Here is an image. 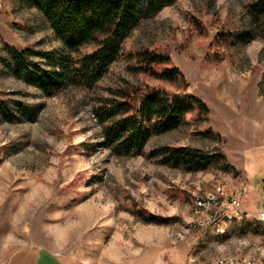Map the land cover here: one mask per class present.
Listing matches in <instances>:
<instances>
[{
	"label": "rangeland",
	"instance_id": "rangeland-1",
	"mask_svg": "<svg viewBox=\"0 0 264 264\" xmlns=\"http://www.w3.org/2000/svg\"><path fill=\"white\" fill-rule=\"evenodd\" d=\"M252 1L173 0L133 29L91 90L68 86L45 96L11 74L10 48L50 51L60 42L34 7L0 0V98L14 115L0 119V260L18 245L38 244L64 264H219L234 256L264 263V223L254 215L264 207V33L249 22ZM234 28L243 32L238 42L217 40ZM143 47L168 52L185 91L208 111L185 114L137 153L116 155L102 145L92 109L127 83L180 90L128 68ZM164 146L219 155L187 170L162 161ZM242 184L247 218L223 233L197 225L205 214L196 197Z\"/></svg>",
	"mask_w": 264,
	"mask_h": 264
},
{
	"label": "trees",
	"instance_id": "trees-1",
	"mask_svg": "<svg viewBox=\"0 0 264 264\" xmlns=\"http://www.w3.org/2000/svg\"><path fill=\"white\" fill-rule=\"evenodd\" d=\"M34 7L48 22L53 36L60 42L57 50H35L31 46L10 48V72L14 77L36 87L43 95L52 96L68 86L91 90L122 52L123 41L144 20L156 15L173 0H20ZM251 25L264 33V0L246 6ZM203 33L199 21L193 20ZM242 30L219 31V41H239ZM91 46L88 51L82 48ZM43 59L41 66L34 57ZM136 62L128 68L166 84L127 83L116 88L113 97L92 109L102 126V145L113 154L139 152L152 134L176 128L187 113L204 116L208 108L196 95L186 92L183 74L171 64L169 53L143 47L135 54ZM14 117L7 101L0 98V119ZM162 161L187 170H197L219 154H208L189 146H164ZM145 221L161 223L165 219L145 215Z\"/></svg>",
	"mask_w": 264,
	"mask_h": 264
},
{
	"label": "built area",
	"instance_id": "built-area-1",
	"mask_svg": "<svg viewBox=\"0 0 264 264\" xmlns=\"http://www.w3.org/2000/svg\"><path fill=\"white\" fill-rule=\"evenodd\" d=\"M246 192L247 186L243 184L231 190H226L222 185H218L215 192L196 197V211L205 214L204 219L199 220L197 225L212 229L216 233H223L233 220L247 218L249 212L243 206ZM254 215L259 221H264L262 202L257 204ZM227 262L228 264H256L252 259H244L237 256L230 258L229 261H218L219 264ZM0 264H5V262L1 261Z\"/></svg>",
	"mask_w": 264,
	"mask_h": 264
},
{
	"label": "crops",
	"instance_id": "crops-1",
	"mask_svg": "<svg viewBox=\"0 0 264 264\" xmlns=\"http://www.w3.org/2000/svg\"><path fill=\"white\" fill-rule=\"evenodd\" d=\"M261 222L264 223V221ZM1 261H4L5 264H64L56 252L38 244L18 245L7 252Z\"/></svg>",
	"mask_w": 264,
	"mask_h": 264
},
{
	"label": "water",
	"instance_id": "water-1",
	"mask_svg": "<svg viewBox=\"0 0 264 264\" xmlns=\"http://www.w3.org/2000/svg\"><path fill=\"white\" fill-rule=\"evenodd\" d=\"M262 189L264 190V179L262 180Z\"/></svg>",
	"mask_w": 264,
	"mask_h": 264
}]
</instances>
